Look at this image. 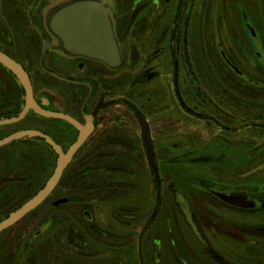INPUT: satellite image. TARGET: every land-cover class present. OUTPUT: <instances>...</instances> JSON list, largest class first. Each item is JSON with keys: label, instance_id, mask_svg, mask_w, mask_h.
Here are the masks:
<instances>
[{"label": "flooded vegetation", "instance_id": "af4514ba", "mask_svg": "<svg viewBox=\"0 0 264 264\" xmlns=\"http://www.w3.org/2000/svg\"><path fill=\"white\" fill-rule=\"evenodd\" d=\"M81 1L99 2L96 0H76L70 4L62 5L53 11L46 22L37 19L35 16V7L38 0H33L27 6L25 14L23 7L26 5L27 0H10V11H13L10 21L6 18L7 21L0 18V52L19 64L25 71L31 84L33 99L40 107L47 111L62 112L71 116L81 126H85V117L93 112L97 104L102 105L94 117L92 130L81 146H86V148L94 146V152L88 154L85 149L81 156L85 158L91 156L94 161L93 164L97 165L102 173L95 174L98 181L91 187L92 191H95L93 192V199L88 200L82 197L83 192L88 187L81 183L79 190L82 194L77 196L80 201L76 200L78 208L88 209L92 208L93 204L97 206L108 204L111 208L115 207L114 210L117 211L118 208L124 207L120 199L123 198V202H125L127 195L139 192L138 178H136V183L134 182L135 185L130 186L132 183V181L130 183V179H128V182L117 184L110 176H108V179L102 177L103 174H110L116 170L118 160L113 153L116 146H135L143 149L140 126L135 112L129 106L136 109L143 117L150 134L152 148L155 149L157 143L160 140L163 142L162 139L166 138L167 131L163 129L159 132V140L156 143L146 120L147 118L133 105L134 103L127 102L118 95H110V92L115 91V89L119 92L121 81L129 83L133 90L137 92L138 88L141 89L143 85H149L150 82H163L166 88L161 90V98L158 102L151 101V96L147 97L146 100L149 109L155 106L153 109L157 110L158 105L163 108L162 114L159 116L160 120L165 121L173 117L174 120L182 123L183 117L190 116L197 120L206 121L211 129L218 130L221 133L235 134L236 132H243L248 117L254 120L251 116L256 114L255 117H258L261 121L257 125L250 126L264 127V115L261 114L264 111V88L261 87L264 79L257 75L251 76L248 69L243 68L246 65V67H254V71L257 69L255 62L252 63L249 57L248 50L250 51L252 45V51L258 56L256 61L260 64L259 68L261 67L264 71V39L262 40L264 37V0L224 1V5L231 2L235 6L234 11L237 16L234 21L235 25H240L241 30L237 33L234 32L231 25L228 27V31L224 30L223 21H227L228 17L225 18L226 20L222 19V21L218 18L217 4L210 9V13L214 10L212 30L207 33L198 31L201 27L200 15L202 17V14L204 16L206 12L208 13L207 6L210 4L207 0V5L203 0H200L201 6L195 11V17L191 20L188 13L185 16L182 12V0L175 4L172 0H132L133 6L128 14L115 16L116 24L111 25L112 21L107 14L120 57V62L114 67L105 65L101 60L66 52L62 47V41L49 28L50 19L56 11L64 6ZM214 2L218 3L216 0ZM2 3L3 0H0V6ZM188 4L190 8L187 12H190V9L192 11V8H194L196 0H189ZM248 4L250 6L252 4L256 9L254 19L245 10L236 12L239 8L247 9ZM160 5H165V7L160 9L161 16L156 17V22L160 21L159 24L154 28H147L149 20H152L153 14L156 16ZM147 9L150 10L149 17L144 15ZM259 9H261L260 14L258 13ZM14 12H17V14L14 15ZM122 13L123 10H121ZM196 16H198L197 19ZM130 30H133L135 35L148 31L151 36L150 44L153 41L155 44L157 42L160 48L159 50L157 46L151 48V52L157 53V60L153 59L152 65H147L144 69L130 68L129 73L127 72L123 76L124 60L120 42H123ZM194 33L201 34L203 40L204 36L202 34H209L205 39L209 40V46H201L202 43L197 45ZM222 35H232L231 37L234 40L233 49L237 51L243 63L235 59L232 49L229 47L230 44L225 47L228 40L223 39ZM237 36H247V43L243 44L238 41ZM154 37H157V40ZM259 40L261 41L259 42ZM158 65L161 72L156 70L159 69ZM218 72L221 74H218ZM262 73L264 72L261 71ZM111 83L114 90L111 88ZM166 84L171 85L172 94L167 92ZM181 85L187 86V90L191 92L182 91ZM51 90L54 93H51ZM23 97L24 90L16 77L0 64V120H8L18 115L23 107ZM169 97H173L174 103H168ZM45 101L47 105L44 104ZM250 107H255V109L253 110ZM120 108L127 110L133 116L132 119L135 120L138 128L137 136L132 130L120 124ZM166 111L170 113L168 118H164L163 113ZM174 112H177V115ZM37 117L41 116L29 111L16 123L0 125V139L20 130H36L46 136L49 134L51 137L53 136L52 140L55 139L54 142L69 143L76 139L78 130L70 124L61 120L65 124L57 127L53 124L45 126ZM13 125L17 127H13ZM27 139L31 141L35 139L36 141L41 138L22 137L0 147V220L5 219L11 213L14 204H16L13 198L3 195L8 185L5 182V176L6 173L18 172L24 167L26 153L29 151H25L24 143L21 140L26 141ZM54 153V158L49 154V159L50 162L54 159L55 163L56 155ZM73 156L65 170L72 163ZM84 165L85 162L77 166V172H84ZM147 167L156 191L154 208L147 217L144 212L143 220L136 224L133 218L129 219L127 215L122 214L128 218L126 217V219L123 216L119 220L115 217H108L102 219L105 222L102 225L90 215L82 216L80 211V217H62V222L57 221L58 226H56L55 218L45 214L42 218L41 228L37 231L39 234L34 231L31 233V237L25 241L30 245L29 248L33 249L37 240L42 238L43 244L39 248L41 254L40 264H46V247L50 243L48 235L56 227H59L57 234L61 240L59 242L60 247L55 242L57 251L71 248L74 256L78 260H82L81 264H123L122 237L132 226L133 229L134 227L139 229L137 233L133 232L135 237L137 236L139 247L142 245L144 235L150 226V231L146 235V244L151 248H159L156 252H153V250L148 251V259L151 264L155 263V256L156 259L160 258L162 261L161 251L163 246L166 247V245H169L170 248L168 254L170 255L171 264H180L179 262L184 260V257L186 261H191L193 264H264V193L249 191L252 194H246L241 192V187L221 186L219 188L214 183L201 181L199 178L190 176V180L181 182L196 191L192 193L193 196L190 198L178 187V177L182 176L178 171L173 170L175 179L164 185L159 176L160 170L156 163L160 182L157 186L148 164ZM57 185L45 199L48 201L47 208L58 202L65 212L66 207L74 203L68 201L65 194L56 191ZM114 185L121 188L124 185V187H127L122 198L119 197L121 193L111 197L108 195L109 193L112 194V190H115ZM146 190H148V187ZM116 198L117 200H115ZM202 198L207 199L209 203L217 207L213 209L204 207L205 203ZM235 200L244 201L246 204H252L253 206L252 208H243L229 203ZM142 201L144 200H137L138 206L139 202ZM200 201L203 202V206H200ZM149 204L151 203L149 202ZM137 209L139 211L138 220H140V216L143 214H141L142 209L140 207H137ZM162 210L164 211L165 219L163 222L165 221V223L159 224L155 218L158 212ZM202 210H204L203 214H201ZM218 212L220 213L218 214ZM29 213L21 219L24 220L25 217L29 216ZM243 214H258V216L253 221L254 224L249 225L241 221V215ZM215 216L217 219L214 218ZM178 217L187 227V234L191 236V239L187 237L184 239L179 233ZM68 219L75 222V225L71 226L74 233L71 237L66 236L67 230L64 231ZM161 228L163 231L160 234ZM150 234L153 238L150 241L151 243L148 241L150 240ZM23 237L25 235L20 237L22 241L24 240ZM160 238L165 240L163 244ZM99 239L102 241L98 242ZM69 240L72 245L66 247V242ZM5 241L4 239L3 243L0 242V264H15L14 252L8 260H4L7 258L4 252ZM108 242L109 244H107ZM51 245V248L54 249V244ZM1 257L4 259H1Z\"/></svg>", "mask_w": 264, "mask_h": 264}, {"label": "rangeland", "instance_id": "374dc122", "mask_svg": "<svg viewBox=\"0 0 264 264\" xmlns=\"http://www.w3.org/2000/svg\"><path fill=\"white\" fill-rule=\"evenodd\" d=\"M76 0H38L37 6L35 7V16L37 19L42 21L48 20L50 15L53 13L54 10H56L58 7L62 5H67L72 3ZM102 3L103 8L105 9L106 13L110 16V19L112 21L111 25L116 24V17L124 16V14H128L130 12V8L133 6L132 0H96ZM173 4L176 2L178 3L181 0H172ZM213 1V2H212ZM215 0H207L209 2L208 7V13L206 12L202 17L200 15V28L198 31H201L203 33L210 32L212 30L211 27H213V20L212 16L214 14V10L210 13V9L213 8V5L215 6L217 4L218 8V18L224 22V30L228 31V27L231 25L233 27L234 32H241L240 25H235L234 18L237 16L234 11L233 4L231 2L226 3L227 5H224L225 0H216L218 3L214 2ZM33 0H27L26 5L23 7L24 14L26 13L27 6L32 3ZM189 0H182V12L185 16H187V13L191 18L195 17V11L200 8V0H196V4L194 8H192V11L190 9V12H187L190 8L188 4ZM205 2V5H207L206 0H203ZM10 0H3V3L0 6V18H3L4 20L8 19L10 21V16L12 15L13 11L11 10V5L9 4ZM249 5V4H248ZM165 7V5H160V7L157 10L156 16L153 14L151 19L149 20V25L146 26L147 28H154L156 27L159 22H156V17L160 14V9ZM121 10H123V13L121 14ZM206 10V11H207ZM247 11L246 13L251 14V17L255 18V7L249 5L247 9L239 8L236 12H242ZM221 12V15H220ZM258 13H261V9L258 10ZM17 12H14V15H16ZM144 15L149 17L150 16V10L147 9L144 12ZM116 16V17H115ZM223 17V18H222ZM6 18V19H5ZM198 16H196V19ZM7 21V20H6ZM222 22V23H223ZM194 28V27H193ZM204 36V40L206 39V36L209 34H202ZM232 35H222L223 39H227L226 46L229 45L231 47L232 54L235 56V59H238L242 62L240 57L238 56V53L235 49H233L234 46V40L231 37ZM195 43L199 45V43H202L201 46L207 47L209 46V40H203L201 38V34H195ZM151 36L149 35V32H143L140 33V35H135L133 33V30H130L123 42H120V49L123 56V67H122V74L123 76L126 75V73L130 71V68H138V69H144L147 67V65H152L153 59L157 60L156 54L151 52L152 47H156L159 50L160 47H158V43H154V41L150 44ZM209 38V37H208ZM259 39V37H257ZM155 40H157V37H154ZM264 37L262 38V40ZM237 40L241 41V43H247L248 37L247 36H237ZM261 40H259L260 42ZM155 44V46H154ZM211 45V44H210ZM252 45L250 47L249 57L250 61L253 63L255 62V67H257L256 71L253 70L251 67H246L244 65L243 68L248 69L250 72V75H257L260 78L264 79V73L261 74V71L263 69L259 66L257 58L258 56L252 51ZM157 51V50H156ZM228 51V49H227ZM158 52V51H157ZM159 53V52H158ZM160 60V59H158ZM161 61V60H160ZM157 61V62H160ZM162 62V61H161ZM160 62V63H161ZM243 63V62H242ZM254 65V64H252ZM251 65V66H252ZM159 72H161V68L158 65ZM261 69V70H259ZM258 71L259 74H258ZM218 74H221L218 72ZM124 79V78H123ZM262 81V80H261ZM264 81V80H263ZM264 83L262 82V88H264ZM110 85V84H109ZM167 85V84H166ZM111 88H113V84L111 83ZM165 89V84L161 81L158 82H150L149 85H143V87L140 89L138 88V92L134 91L133 88L129 83H126L124 81H121V85L119 87V92L112 91L110 92L111 96L118 95L123 100H126L127 102L132 103L135 105L142 114H144L146 120L149 123L150 129L152 130V134L154 135V140H159V132L165 129L167 131L166 138L162 139L163 142L160 140L158 142L157 147L154 149V158L156 160V163L158 165V168L160 170V178L162 179L163 184L171 183L172 179H175L173 177V170L178 171L182 176L178 177L179 180V189L183 191L187 197H192L195 190L190 188L189 186L182 184V181L190 180L191 177L199 178L201 181L214 183L217 185V187L221 186H228V187H241V192L249 194V191L254 192H261L264 193V127L259 128V126H250V125H257L258 122L261 120L258 117L251 116L254 118L252 120L250 117H248L246 121V128L241 133L236 132L233 133H221L218 130L211 129L209 127L210 125L206 123V121L197 120L190 116L183 117L182 123L179 121L174 120V118H168L169 112H164V118H168L165 121L160 120V115L162 114V109L159 105L157 106V110L153 109L155 106H152V109L148 108V101L147 97L152 98L151 101H156L161 98V90ZM187 86L181 85V89L184 92H189L190 90H187ZM206 88V87H201ZM114 90V88H113ZM166 91V90H165ZM51 93H54L53 90L50 91ZM115 92V93H114ZM167 92L172 94L173 89L171 85H167ZM191 92V91H190ZM205 95V94H201ZM168 103H174L173 97H169ZM264 104V103H263ZM161 108V109H160ZM253 110L255 107H250ZM260 108V107H259ZM160 109V110H159ZM174 111V110H173ZM179 111V110H178ZM167 113V114H166ZM177 115V112H174ZM180 113V112H179ZM261 113V112H260ZM264 115V111L261 113ZM180 117V116H179ZM133 116L129 114L127 110H123L122 108L119 109V121L120 124L123 126H126L125 128H129L132 130L136 136L138 135V128L136 125V122L134 119H132ZM182 124V125H181ZM237 125V124H236ZM242 125V124H241ZM178 126V127H177ZM239 127V126H238ZM83 148V147H82ZM133 150L127 147H120L116 146L115 151L113 152L116 159L118 160L116 163V171L119 173L118 175L123 176L126 175L127 178H124L126 182H128V179H130V186H134L137 179V186H139V192L133 195H127V200L123 202V198L120 199L121 204L124 205L122 208H118L117 211L115 207L111 208L108 204L105 205H99L93 204L92 208L88 209H78L77 207H67L65 212L62 210H54L53 208H47L44 209H34L28 217H25L24 220H19V222L15 223L11 227H9L7 230H3L0 232V242L3 243L4 239L6 240V246L4 247L5 257L8 260L9 256L14 252L15 254V264H40L41 262V254H40V247L43 244V241L39 238L37 242L34 244L33 249L29 248V244L25 241L29 239L31 236V233L36 231V234H39L41 225H42V218L43 215L52 216L55 218V223L57 221L62 222V217H80L79 212H82V216L90 215L98 223H101L102 225L105 224L102 219L115 217L116 219H121V217L124 216L126 218L127 216L134 219V223H139L143 220L144 212L145 216L151 212V210L154 208V195L156 193L150 171L147 167V164L145 163V153L141 147H135L132 146ZM84 151V149H83ZM133 151V152H132ZM94 161H90L88 163V167H92ZM119 176V177H120ZM139 180V184H138ZM125 182V181H124ZM135 182V183H134ZM147 183V187H146ZM92 184V183H91ZM133 184V185H132ZM113 186V185H112ZM125 186V185H124ZM121 188L120 186L114 185V189L112 190V194L109 193L108 195L111 197L113 195H119L120 193H124L125 188ZM141 191V192H140ZM191 193V194H190ZM111 194V195H110ZM197 194V193H196ZM252 194V193H250ZM121 195V194H120ZM198 195V194H197ZM146 197V198H145ZM197 197V196H196ZM198 198V197H197ZM137 200H144L142 202H138ZM204 199L202 198V201ZM149 202L152 204H149ZM204 207H208L210 209L216 208L217 206H214L212 203H209L207 199L204 200ZM141 205V206H140ZM200 206H203V202L200 201ZM137 207H140L142 209L140 220H138L139 211ZM152 207V208H151ZM136 211H134V209ZM47 209V210H46ZM125 209V210H124ZM170 210V209H169ZM147 211V212H146ZM204 213V210L201 211V214ZM217 213V211H216ZM220 212H218L219 214ZM125 214L127 215L125 217ZM258 214H251L241 215V221L245 224H254V220L257 219ZM127 217V218H128ZM211 217V216H210ZM208 217V218H210ZM126 218V219H127ZM217 219V217H214ZM164 211L158 212L156 215L155 220L159 222V224H164L165 221ZM178 224H179V233L182 237H187L191 239V236L187 234L188 229L185 227L184 223L182 222L181 218L178 217ZM217 223V222H215ZM57 224V223H56ZM132 225V223H130ZM75 225L74 220H67L65 223L64 231H66V236L73 235V231L71 226ZM58 226V224L56 225ZM139 229L137 227L133 226L130 227L129 230L125 233V235L122 237L123 242V264H151L150 260L148 259V251L156 252L159 250L158 247H149L147 242L146 235L150 231V226L148 230L146 231L142 245L138 246V240L137 236L135 237L134 233H137ZM213 230V229H212ZM162 228L160 229V234L162 233ZM59 227L54 228L51 232H49V245L46 247V264H81L82 260H78L76 256H74V252L71 248H65L64 250H58L57 251V245L58 243L59 247L61 246L59 242L61 241L59 239L58 233ZM134 232V233H133ZM22 235H25L23 237V241L20 239ZM150 241L153 240L152 234H150ZM64 240V239H62ZM162 244L164 243V239L160 238ZM102 240H98V242H101ZM121 241V240H120ZM65 242V241H63ZM54 244V249L51 248V244ZM70 240L66 242L67 246L72 245L70 244ZM105 244V242H103ZM109 244V242L107 243ZM148 245V246H147ZM139 247V248H138ZM119 248V247H118ZM117 248V249H118ZM15 250V251H14ZM168 250H170L169 245L166 247L163 246V250L161 258L156 259L155 256V263L154 264H171L169 260V254ZM139 251V252H137ZM158 257V256H157ZM45 258V257H44ZM181 260L180 264H193V262H188L185 260ZM84 261V260H83ZM83 264V263H82Z\"/></svg>", "mask_w": 264, "mask_h": 264}, {"label": "water", "instance_id": "95a60500", "mask_svg": "<svg viewBox=\"0 0 264 264\" xmlns=\"http://www.w3.org/2000/svg\"><path fill=\"white\" fill-rule=\"evenodd\" d=\"M110 24L108 15L101 2L81 1L64 6L56 11L50 19L49 28L62 41V47L66 52L101 60L105 65L114 67L120 62V57ZM0 64L16 77V80L24 90V102L20 113L8 120H0V125L16 123L27 115L29 111H32L45 119H60L78 130L76 139L71 143L66 152H63L61 146L56 144L51 138L36 130H20L0 139L1 147L22 137L41 138L56 155L53 172H51L43 188L38 190L23 205L11 212L5 219L0 220L1 232L14 225L33 209H36L48 197L50 192L54 190L62 172H64L66 166L70 163L73 154L83 145L86 136L92 130L94 117L102 105L97 104L93 112L88 117H85V126H81L69 115L62 112L47 111L40 107L33 99L31 84L25 71L19 64L1 52ZM44 104L47 105V102L45 101ZM129 108L136 114V119L140 126L145 160L153 174L154 181L159 186V174L156 169L150 134L146 123L136 109L132 106H129ZM229 203L243 208H252L253 206L252 204H246V202L238 200L230 201Z\"/></svg>", "mask_w": 264, "mask_h": 264}, {"label": "trees", "instance_id": "16d2710c", "mask_svg": "<svg viewBox=\"0 0 264 264\" xmlns=\"http://www.w3.org/2000/svg\"><path fill=\"white\" fill-rule=\"evenodd\" d=\"M37 118L40 121H42L41 123L45 126H47V124H53V125H56L57 127L58 125L65 124L61 120H51V119L46 120V119H43L42 117H37ZM13 127H17V126L13 125ZM7 132L9 133V131ZM48 136L50 138H53V136L51 137L49 134ZM72 141L69 143H61L57 141L55 142L56 144L61 146V149L63 150V152H66L68 147L71 145ZM21 142L24 143V148L26 149L24 150L29 151L28 152L29 154L26 153L27 157L25 158L24 167H22L20 171L18 172L13 171V172L6 173V176H5V182L8 185H7V188L3 192V195L5 197L7 196L8 198H13V200L16 201V204H14L13 208L11 209V212L19 208L27 200H29L38 190L43 188L45 182L51 175V172H53V168L55 165L54 159H52L51 162L49 159V154L53 156L54 152L44 141H42V139H37L36 141L35 139L32 141L27 139L26 141L21 140ZM127 148H130L133 150L132 147H127ZM83 149L84 150L86 149L88 154L89 152H94L95 150L94 146H89L88 148H86V146H83V148L82 147L79 148L76 154H74L73 156L72 163L67 167L65 172H63L61 179L59 180V183L57 185L56 191L58 193L60 191V193L65 194L68 201L74 203L72 205H69L68 207L74 206L78 208V204H77L78 202L76 200L78 199L77 196H80L82 194L81 190H79L81 183L88 187L83 192L82 197H85L88 200L93 199V196H94L93 192L95 191H92L91 187L95 185L96 182L98 181L97 176L95 174L102 173V171L99 170L97 165L95 164H93L92 167L90 168L87 166L88 163H90V161L91 162L93 161V158L91 156L87 158L81 156V154L84 152ZM84 162H85V165L83 166L85 169L84 172H79V171L77 172V166H80L81 163H84ZM118 174L119 173H117V171L115 170L110 174H103L102 177L103 179H108V176H110L112 177V179L116 181L117 184L119 182L126 181L124 179V178H127L126 175L120 176ZM122 196H124L123 193L119 195L120 198H122ZM82 197L80 198L82 199ZM115 200H117V198ZM78 201H80V199H78ZM47 202L48 201L45 200V202L40 204L39 207H37V209L39 208L44 209L45 207H48ZM49 208H53L54 210H62L58 202L51 205Z\"/></svg>", "mask_w": 264, "mask_h": 264}]
</instances>
